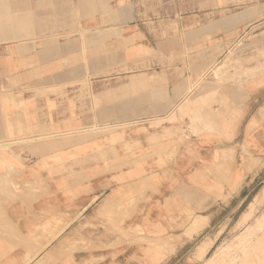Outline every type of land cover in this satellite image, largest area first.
<instances>
[{
    "label": "crops",
    "instance_id": "1",
    "mask_svg": "<svg viewBox=\"0 0 264 264\" xmlns=\"http://www.w3.org/2000/svg\"><path fill=\"white\" fill-rule=\"evenodd\" d=\"M1 2L33 10L43 3ZM53 7L68 8L65 17L50 12L42 22L39 11L22 30L0 26V264H163L167 252L159 260L151 240L180 238L176 255L190 243L187 222L201 215L212 223L216 210L249 198V183L264 185V85L246 77L227 85L222 133H185L179 99L177 125L106 138L90 135L87 107L72 111L47 89L64 87L71 72L58 62L74 53L186 52L229 41L249 26L248 15L211 21L190 41L141 0H49L43 8Z\"/></svg>",
    "mask_w": 264,
    "mask_h": 264
},
{
    "label": "rangeland",
    "instance_id": "2",
    "mask_svg": "<svg viewBox=\"0 0 264 264\" xmlns=\"http://www.w3.org/2000/svg\"><path fill=\"white\" fill-rule=\"evenodd\" d=\"M1 1L0 26L20 30L39 11L42 22H48L50 12L52 18L65 17L68 9L43 8L49 0H41L39 10L2 7ZM173 1L141 3L154 13L155 21L173 24L172 32L190 41L204 33L209 22L236 12L248 15L250 24L229 41L208 39L206 44L187 46L186 52H78L58 62L67 66L71 77L64 87L47 90L68 103L72 111L77 105L88 108L93 118L88 130L94 138L120 136L135 126H151L153 132L159 126H175L179 99L180 116L188 119L185 133L219 134L225 129L227 85L237 77H246L250 86L264 85V0ZM177 18L185 22L182 30L173 21ZM77 66H82L81 73L76 72ZM62 69L54 68L47 75L53 80L56 70ZM215 104H219L217 112L212 108ZM177 133L184 139L182 131L176 130L175 136ZM168 139L164 145L172 141L171 136ZM257 186L249 183L245 191L249 198L243 204L235 200L226 210H216L212 223L201 215L190 226L187 222L185 239L190 243L176 255L172 245L179 244L180 238L151 240L154 256L160 260L159 253L167 252L163 264H190V260L198 264H264V185ZM247 212L250 215L244 217Z\"/></svg>",
    "mask_w": 264,
    "mask_h": 264
}]
</instances>
